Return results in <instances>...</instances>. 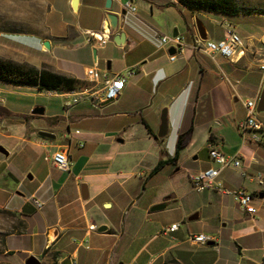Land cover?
<instances>
[{
  "label": "crops",
  "instance_id": "0c3cea01",
  "mask_svg": "<svg viewBox=\"0 0 264 264\" xmlns=\"http://www.w3.org/2000/svg\"><path fill=\"white\" fill-rule=\"evenodd\" d=\"M105 3L78 0L74 10L71 0H52L50 35L30 41L43 55L46 39L50 51L65 55L59 62L30 58L29 64L90 83L86 90L53 91L64 99L60 117L36 126L33 117L43 114L14 112L0 97V135L8 140L0 144L7 152L0 151V161L19 147L28 162L23 171H0V209L23 225L6 236L4 253L34 256L38 264H264V192L256 178H264V144L239 129L243 101L258 97L264 84L258 69L264 24L188 9L178 0H111L109 8ZM127 3L135 11L123 16ZM108 12L118 15L116 30L109 29ZM228 29L242 38L232 59L219 53L211 58L194 47L222 39ZM175 31L186 46L170 61L176 47L159 37ZM102 33L100 44L93 35ZM119 33L123 39L115 41ZM95 62L99 77L91 78L86 70ZM113 75L125 79L120 95L94 106L87 94H100L103 77ZM23 86L0 80V92ZM163 108L167 132L159 137ZM259 117L264 121V112ZM189 126V140L173 158L177 135ZM40 130L55 138L40 136ZM211 147L240 158L238 168L222 169L220 180L257 195L255 215L241 211L230 195L193 190L189 174L215 166ZM58 149L71 155L69 171L45 158ZM159 160L162 166L153 172ZM158 204L164 207L152 210ZM173 223L179 224L175 231H164ZM101 226L106 229L99 231ZM53 228L58 233L51 239ZM196 234L212 239L195 243Z\"/></svg>",
  "mask_w": 264,
  "mask_h": 264
},
{
  "label": "rangeland",
  "instance_id": "374dc122",
  "mask_svg": "<svg viewBox=\"0 0 264 264\" xmlns=\"http://www.w3.org/2000/svg\"><path fill=\"white\" fill-rule=\"evenodd\" d=\"M233 9L238 13H246L264 17V0H230ZM52 0H0V58L9 59L20 63H28L31 58L58 61V57L64 52L48 50L41 54L39 46H32L30 41L39 36L50 35L52 20ZM208 11V10H204ZM59 14L69 17L62 11ZM41 47V46H40ZM253 55V53L251 54ZM254 57V55H253ZM256 62V61H254ZM0 97L10 101L12 110L17 113L31 111L35 107H43L42 116L32 119L33 125H47L60 117L62 113L63 97L49 90H39L33 87H15L0 92ZM233 136H238L233 128H230ZM61 138L60 132L56 133V140ZM4 135H0V144L5 143ZM28 162L22 158L20 148L17 147L8 157H2L0 171L20 169L23 171ZM1 182V181H0ZM29 193V190L25 192ZM107 208V207H106ZM22 221L14 214L6 213L0 209V264H24L25 256L19 253H4L6 236L10 233H19L23 229Z\"/></svg>",
  "mask_w": 264,
  "mask_h": 264
},
{
  "label": "built area",
  "instance_id": "2783aa9c",
  "mask_svg": "<svg viewBox=\"0 0 264 264\" xmlns=\"http://www.w3.org/2000/svg\"><path fill=\"white\" fill-rule=\"evenodd\" d=\"M124 8L126 11L134 12L135 7L127 3ZM107 31V30H106ZM104 33L94 34L93 36L99 41L100 44L105 42L103 38ZM159 41L162 44L172 43L175 45L176 50L174 54L169 56V60L173 61L177 58L178 54H182L186 46L184 38L181 36H166L161 35ZM194 47L202 53L207 54L211 58H215L217 53L223 57L232 59L236 50L242 47V38L233 29H228L227 34L220 40H207L205 42L197 41ZM240 50V49H239ZM97 63L86 70V75L91 78H98L96 69ZM258 69L264 78V56L259 60ZM125 79L120 75L104 76L102 81V91L100 94L88 93L87 96L92 100L94 106H99L106 101H113L120 95L124 88ZM86 90V89H85ZM86 93L78 95L74 101L85 96ZM258 97L247 99L243 101L244 117L239 123V129L245 136L248 132L249 139L257 144H264V121L259 117V112L256 110ZM209 157L214 162L215 166H210L204 170H199L195 173L189 174V181L193 190L201 192L206 189L220 191L224 194L230 195L237 202L241 211L250 215L256 214V207L254 199L257 197L244 189H230L223 185L220 180V173L226 167L238 168L240 166V158L237 156H227L216 147H211L209 150ZM50 159L52 164L61 171H69L71 164V155L66 149H58L51 154L45 156ZM258 183L261 186V191L264 192V178L261 175L256 176ZM36 207L42 206L41 202L33 200ZM178 223H173L165 228L164 231L172 232L178 228ZM212 238L205 234H196L191 237L195 243L204 244Z\"/></svg>",
  "mask_w": 264,
  "mask_h": 264
},
{
  "label": "trees",
  "instance_id": "16d2710c",
  "mask_svg": "<svg viewBox=\"0 0 264 264\" xmlns=\"http://www.w3.org/2000/svg\"><path fill=\"white\" fill-rule=\"evenodd\" d=\"M179 3L192 10H208L216 13L225 14L228 17L240 18L258 25L264 24V17L248 15L236 12L230 0H178ZM200 20L202 17L198 16ZM0 80L15 85L34 86L39 90L72 92L83 90L89 87L88 81L72 76H65L51 71L48 68H37L29 63H20L9 59L0 58ZM8 113L7 110L3 109ZM192 128H182L177 135L175 143L174 157L179 153L189 140ZM156 137V136H155ZM163 161L159 160L153 172L160 169Z\"/></svg>",
  "mask_w": 264,
  "mask_h": 264
},
{
  "label": "water",
  "instance_id": "95a60500",
  "mask_svg": "<svg viewBox=\"0 0 264 264\" xmlns=\"http://www.w3.org/2000/svg\"><path fill=\"white\" fill-rule=\"evenodd\" d=\"M77 4H78V0H71V7L74 10L77 9ZM110 5H111V0H106L105 7L109 8ZM126 12H127L126 9L123 8L120 11V14L125 16ZM107 19H108L109 29L110 30H116V28L118 26V15L116 13L108 12L107 13ZM197 28H198V32H199L201 38L204 39L205 38V32H204V28H203L202 23H201L200 20H197ZM176 35H177L176 31L173 32L172 36H176ZM118 39H123V34L122 33H119V34L115 35L114 40L118 41ZM263 42H264V38H263ZM42 45H43V47L46 50L50 49L49 40L46 39L45 41H43ZM171 51H174V50H171ZM93 54L95 56V49H93ZM108 102H110V101L108 100V101H106L104 103H108ZM256 110H257V112H264V84H263V86L261 88V91H260V94L258 96ZM31 113L34 114V115H42L44 113V108L43 107H35V108L32 109ZM166 132H167V109L163 108L162 111H161V115H160V126H159V130H158L157 135L159 137H163L166 134ZM38 134L40 136H43V137H46V138H49V139L55 138V135L52 132H49V131H46V130H40L38 132ZM0 151L3 152V153H7L6 150L4 148H2V147H0ZM163 207H164L163 204H158V205L154 206L152 208V210L161 209ZM194 217H196V215L190 216L188 219L191 220ZM105 229H106L105 226H101V227L98 228L99 231H103ZM57 233L58 232H57L56 229H54V228L51 229L49 231L51 239H54L56 237ZM38 263H39V260L36 257L29 256L25 260L24 264H38Z\"/></svg>",
  "mask_w": 264,
  "mask_h": 264
}]
</instances>
